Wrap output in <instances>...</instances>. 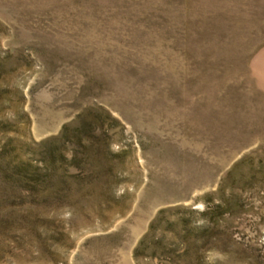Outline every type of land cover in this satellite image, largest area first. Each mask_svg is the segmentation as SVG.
Segmentation results:
<instances>
[{
  "label": "rangeland",
  "instance_id": "obj_1",
  "mask_svg": "<svg viewBox=\"0 0 264 264\" xmlns=\"http://www.w3.org/2000/svg\"><path fill=\"white\" fill-rule=\"evenodd\" d=\"M0 264H264V0H0Z\"/></svg>",
  "mask_w": 264,
  "mask_h": 264
},
{
  "label": "trees",
  "instance_id": "obj_2",
  "mask_svg": "<svg viewBox=\"0 0 264 264\" xmlns=\"http://www.w3.org/2000/svg\"><path fill=\"white\" fill-rule=\"evenodd\" d=\"M98 116H99V114H94V117H98ZM67 128H68V126L65 125V126L63 127V132L66 131ZM63 132H62V133H63Z\"/></svg>",
  "mask_w": 264,
  "mask_h": 264
}]
</instances>
